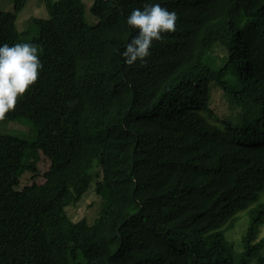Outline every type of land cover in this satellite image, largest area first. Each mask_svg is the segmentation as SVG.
<instances>
[{
  "label": "trees",
  "instance_id": "1",
  "mask_svg": "<svg viewBox=\"0 0 264 264\" xmlns=\"http://www.w3.org/2000/svg\"><path fill=\"white\" fill-rule=\"evenodd\" d=\"M28 1L0 10V43L43 65L0 116L32 128L0 133V264H264V0H40L47 17L19 32ZM150 2L176 30L126 65V17ZM210 85L259 115L214 119ZM89 188L98 217L73 222Z\"/></svg>",
  "mask_w": 264,
  "mask_h": 264
},
{
  "label": "clouds",
  "instance_id": "2",
  "mask_svg": "<svg viewBox=\"0 0 264 264\" xmlns=\"http://www.w3.org/2000/svg\"><path fill=\"white\" fill-rule=\"evenodd\" d=\"M177 13L150 2L134 8L126 24L135 32L120 53L126 65L145 63L154 41L176 30ZM38 48L30 42L0 43V116L12 110L19 97L34 85L42 70Z\"/></svg>",
  "mask_w": 264,
  "mask_h": 264
},
{
  "label": "rangeland",
  "instance_id": "3",
  "mask_svg": "<svg viewBox=\"0 0 264 264\" xmlns=\"http://www.w3.org/2000/svg\"><path fill=\"white\" fill-rule=\"evenodd\" d=\"M53 1L56 2L58 0ZM83 3L84 8L88 10V8L90 7V0H83ZM0 10L12 12L13 4L11 0H0ZM84 12L86 14L87 22L91 24L95 19L90 16L89 12H86L85 10ZM33 17H47L46 10L40 3V0H29L27 2L23 11L18 15L17 30L19 32H23L24 30H26L30 19H32ZM209 93L210 101L208 104V108L214 119L223 120L225 122H228L232 126L244 127L259 115V110H257L250 104L231 105L228 96L215 85H210ZM31 131V125L26 120L8 122L0 125V133L11 134L22 138L29 137ZM39 169H46L45 163H43L42 161L39 163ZM34 181L40 182L41 177H36ZM100 209V199L96 196L93 188H89L87 193H85V195L77 205L66 208V213L73 222L87 221L88 224H93L95 219L98 217V212H100ZM243 225L244 229L249 225L248 218H242L238 222L233 232L228 234V239L230 241L232 240V234L242 228ZM258 238L263 240V247L259 252V258L262 259L264 258V224L258 228Z\"/></svg>",
  "mask_w": 264,
  "mask_h": 264
}]
</instances>
